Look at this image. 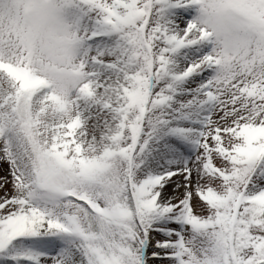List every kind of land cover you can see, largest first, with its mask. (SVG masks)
Returning <instances> with one entry per match:
<instances>
[{"label":"snow or ice","instance_id":"1","mask_svg":"<svg viewBox=\"0 0 264 264\" xmlns=\"http://www.w3.org/2000/svg\"><path fill=\"white\" fill-rule=\"evenodd\" d=\"M0 162V264H264V0H0Z\"/></svg>","mask_w":264,"mask_h":264},{"label":"rangeland","instance_id":"2","mask_svg":"<svg viewBox=\"0 0 264 264\" xmlns=\"http://www.w3.org/2000/svg\"><path fill=\"white\" fill-rule=\"evenodd\" d=\"M6 168H7V165L0 162V170L6 169ZM0 174H2V171H0ZM169 190H170V187H169Z\"/></svg>","mask_w":264,"mask_h":264},{"label":"bare ground","instance_id":"3","mask_svg":"<svg viewBox=\"0 0 264 264\" xmlns=\"http://www.w3.org/2000/svg\"><path fill=\"white\" fill-rule=\"evenodd\" d=\"M170 187V186H169Z\"/></svg>","mask_w":264,"mask_h":264}]
</instances>
